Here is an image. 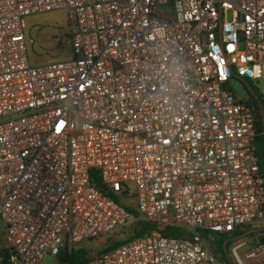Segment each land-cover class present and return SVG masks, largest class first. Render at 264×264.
Instances as JSON below:
<instances>
[{"label":"built area","instance_id":"2783aa9c","mask_svg":"<svg viewBox=\"0 0 264 264\" xmlns=\"http://www.w3.org/2000/svg\"><path fill=\"white\" fill-rule=\"evenodd\" d=\"M61 10L72 56L32 65L26 20ZM233 77L264 85V0H0V264H71L137 222L116 198L193 236L82 264H220L201 232L264 224L256 108ZM246 244L237 264L264 262Z\"/></svg>","mask_w":264,"mask_h":264},{"label":"rangeland","instance_id":"374dc122","mask_svg":"<svg viewBox=\"0 0 264 264\" xmlns=\"http://www.w3.org/2000/svg\"><path fill=\"white\" fill-rule=\"evenodd\" d=\"M169 16L172 15V11H169ZM164 16V12L162 11ZM232 19V13L226 12L224 20L230 21ZM68 24L67 15L64 11H52L44 14L33 15L32 18L26 20V34L29 38L35 40V44L29 47V60L32 65H42L53 61L66 59L72 56V45L66 34V25ZM61 30V31H59ZM41 33V34H40ZM38 38V41H37ZM254 90L261 94L264 85L260 81H249ZM233 90L241 96L243 100H248L249 93L241 83V81L233 77L230 81ZM259 132V131H258ZM119 202L125 206L128 210H134L133 200L129 198H120ZM244 230V229H243ZM207 239L213 240L215 238L213 232L207 231ZM5 235V225L0 220V237ZM130 237L127 231H118L114 235H110L105 238L97 239L95 241L85 243L80 246V249L86 250L91 255L97 251L103 250L108 243L109 239L125 240ZM248 238L247 246L236 250L239 256L245 255L247 252L253 250L255 247L264 244V234L257 235ZM237 242H231L228 247L229 259L222 257L221 254H216L220 264H237L234 249ZM51 258L45 261V264H50Z\"/></svg>","mask_w":264,"mask_h":264},{"label":"trees","instance_id":"16d2710c","mask_svg":"<svg viewBox=\"0 0 264 264\" xmlns=\"http://www.w3.org/2000/svg\"><path fill=\"white\" fill-rule=\"evenodd\" d=\"M249 81V80H248ZM250 83V82H249ZM246 89V87H245ZM247 90V89H246ZM249 93V92H248ZM257 93V92H256ZM250 95V94H249ZM258 97L261 98V101L263 102L264 106V100L262 99V96L257 93ZM248 104L254 106L256 108V114L258 118V131H259V137H258V154L261 159V166L264 169V125L261 117V111L259 108V102L257 99L253 96H250V99L246 100ZM93 183L96 184L101 190L106 192V188L102 185L101 178L97 174H93ZM110 196H112L111 193H109ZM119 201V198H116ZM131 212L134 213V215L138 218L137 222L134 225L124 227L119 230L120 231H127L130 234V237H128L125 240H116V239H109L108 245L102 250V251H109L114 248H117L135 238L139 237H145L150 236L155 232H158V226L156 224L146 222L140 219V215L137 210H132ZM251 227H246L244 230L239 229L231 234H220L215 233L213 240L207 239V231L201 232L202 238L206 239L209 244L214 249V252L216 254H221L223 259H227V253L225 250H228L229 245L231 244V239L237 238L247 231L251 230ZM210 232V231H209ZM163 236L167 237H185V238H191L193 236L192 232L188 231L184 228L179 227H167L165 231L160 232ZM264 231L258 232V233H252L248 235L247 237H254L257 235H263ZM228 240V242H226ZM92 255L88 253L84 249H78L73 251H64L59 255V259L63 263H71V264H82L87 263L91 259Z\"/></svg>","mask_w":264,"mask_h":264},{"label":"water","instance_id":"95a60500","mask_svg":"<svg viewBox=\"0 0 264 264\" xmlns=\"http://www.w3.org/2000/svg\"><path fill=\"white\" fill-rule=\"evenodd\" d=\"M240 81L244 82L245 84V87L247 89V91L249 92V94L253 97H255L257 99V101L259 102V108H260V111H261V117H262V121H263V125H264V106H263V102L261 101V98L258 97L256 91L254 90V88L251 86V84L249 83L248 80L244 79V78H238ZM158 230L159 231H165L166 230V227L164 226H159L158 227ZM264 231V228H256V229H251L249 231H247L246 233H244L243 235L237 237V238H234V239H231L232 241H239V240H242L244 238H246L248 235L252 234V233H258V232H262ZM228 242V240L226 241ZM226 253H227V258L229 259V255H228V252L227 250H225Z\"/></svg>","mask_w":264,"mask_h":264},{"label":"crops","instance_id":"0c3cea01","mask_svg":"<svg viewBox=\"0 0 264 264\" xmlns=\"http://www.w3.org/2000/svg\"><path fill=\"white\" fill-rule=\"evenodd\" d=\"M33 16H30V17H28V19H30V18H32ZM66 27H67V25H66ZM41 34V33H40ZM252 229H256V228H264V224L263 225H258V226H252L251 227ZM245 239V241L247 242V244H248V238H244ZM231 242H237V244H238V241H232L231 240ZM247 244H246V246H247ZM245 247V246H244ZM243 248V247H242ZM256 248V247H255ZM254 248V249H255ZM250 252V251H249ZM249 252H247L245 255H243L244 257L249 253ZM248 264H264V262L261 260V258H255V259H250L249 260V262H248Z\"/></svg>","mask_w":264,"mask_h":264},{"label":"flooded vegetation","instance_id":"af4514ba","mask_svg":"<svg viewBox=\"0 0 264 264\" xmlns=\"http://www.w3.org/2000/svg\"><path fill=\"white\" fill-rule=\"evenodd\" d=\"M241 83H242V84H243V86L245 87V84H244V82H242V81H241ZM250 96H251V95H249L248 99H250Z\"/></svg>","mask_w":264,"mask_h":264}]
</instances>
